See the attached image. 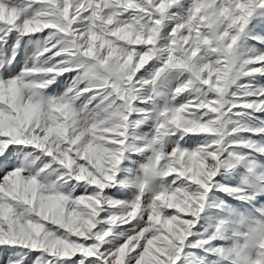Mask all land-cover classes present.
<instances>
[{
	"label": "snow or ice",
	"instance_id": "6c2138e0",
	"mask_svg": "<svg viewBox=\"0 0 264 264\" xmlns=\"http://www.w3.org/2000/svg\"><path fill=\"white\" fill-rule=\"evenodd\" d=\"M0 264H264V0H0Z\"/></svg>",
	"mask_w": 264,
	"mask_h": 264
}]
</instances>
